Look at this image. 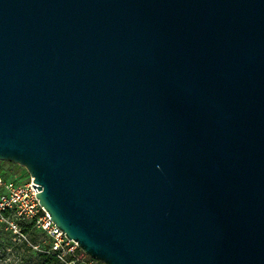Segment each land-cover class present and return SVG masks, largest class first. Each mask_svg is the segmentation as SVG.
Segmentation results:
<instances>
[{"label": "water", "instance_id": "1", "mask_svg": "<svg viewBox=\"0 0 264 264\" xmlns=\"http://www.w3.org/2000/svg\"><path fill=\"white\" fill-rule=\"evenodd\" d=\"M0 160L104 264H264V0H0Z\"/></svg>", "mask_w": 264, "mask_h": 264}, {"label": "built area", "instance_id": "2", "mask_svg": "<svg viewBox=\"0 0 264 264\" xmlns=\"http://www.w3.org/2000/svg\"><path fill=\"white\" fill-rule=\"evenodd\" d=\"M3 172L0 165V187L3 188L0 192V216L7 222L15 236L27 239L20 223L22 221L34 222L38 229L44 231L51 238L52 250L61 260L66 261L68 255H71L73 260L68 261L67 264H75V261L84 262L83 256L78 255V251L81 249L78 243L65 235L40 204L37 196L38 185L36 186L38 191L33 186L36 184L34 177L28 173L25 181H7L3 178Z\"/></svg>", "mask_w": 264, "mask_h": 264}, {"label": "rangeland", "instance_id": "3", "mask_svg": "<svg viewBox=\"0 0 264 264\" xmlns=\"http://www.w3.org/2000/svg\"><path fill=\"white\" fill-rule=\"evenodd\" d=\"M0 165L3 169V178L5 180H21L25 181L28 176V171L25 167L9 161L0 160ZM3 188L0 187V192ZM43 236L44 242L42 245L34 243L31 235H27V239L18 238L8 227L0 216V264H33L35 252L44 245L51 243L49 237L40 229L36 228ZM80 249L79 256H83L82 264H104L96 259H87V254Z\"/></svg>", "mask_w": 264, "mask_h": 264}, {"label": "trees", "instance_id": "4", "mask_svg": "<svg viewBox=\"0 0 264 264\" xmlns=\"http://www.w3.org/2000/svg\"><path fill=\"white\" fill-rule=\"evenodd\" d=\"M5 214H8V213H5ZM20 224H21L22 231L26 235H31V238L34 241V243H38L42 245V242H44L43 241L44 236L36 229L37 227L35 226L34 222L22 221ZM49 239L51 240L50 237ZM87 259L91 260L92 258L90 256H87ZM71 260H73V257L71 255H68L66 261L61 260L57 256V253L52 250L51 243H49L48 245H44V248H40L38 251L35 252L32 262L33 264H67V262ZM75 264H82V263L81 261H75Z\"/></svg>", "mask_w": 264, "mask_h": 264}]
</instances>
